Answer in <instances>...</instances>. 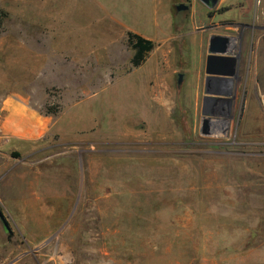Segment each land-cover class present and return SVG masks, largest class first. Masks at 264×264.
<instances>
[{"label":"rangeland","instance_id":"1","mask_svg":"<svg viewBox=\"0 0 264 264\" xmlns=\"http://www.w3.org/2000/svg\"><path fill=\"white\" fill-rule=\"evenodd\" d=\"M247 1L171 25V0H0V264H264V0ZM203 11L233 38L219 74L194 53ZM129 33L153 43L139 66Z\"/></svg>","mask_w":264,"mask_h":264},{"label":"crops","instance_id":"2","mask_svg":"<svg viewBox=\"0 0 264 264\" xmlns=\"http://www.w3.org/2000/svg\"><path fill=\"white\" fill-rule=\"evenodd\" d=\"M183 1L186 2L187 5L191 6V10H192V14H194L195 12L197 13V9L196 5H198V0H191V3H189L188 0H180V1H176V0H171V25L173 24V20H174V12L173 10L175 9V5H177V3ZM234 0H220V5H225V4H229L230 2H232ZM246 6L249 8V10L254 9L256 10V13L258 11V3L256 0H248ZM203 16L206 18V20H209L210 23L215 21V26H211L209 27V29H211L210 31H208L206 34H203L199 41H198V45L196 46L197 48L194 50V53L200 54V65L201 67H203L204 69H206V64H207V57L209 55V51H208V43H209V38L212 34H222V35H228L225 33L224 29H222V27L224 26V16L223 14H217V16H209V11H203ZM179 16H181L182 20H184L185 17V11L179 12ZM194 16V15H193ZM193 16H191V18H193ZM231 16H235L237 19L239 18V14L237 13H232ZM204 18V19H205ZM207 23V21H205ZM220 22H222V24H220ZM205 23V24H206ZM214 27V28H213ZM40 131V129H38ZM41 132V131H40ZM40 133H38L39 135ZM37 135V134H36ZM34 135V136H36ZM33 137V136H32Z\"/></svg>","mask_w":264,"mask_h":264},{"label":"water","instance_id":"3","mask_svg":"<svg viewBox=\"0 0 264 264\" xmlns=\"http://www.w3.org/2000/svg\"><path fill=\"white\" fill-rule=\"evenodd\" d=\"M205 3L209 8H214L219 0H201ZM179 9H185L187 6L184 3L178 5ZM232 36L230 35H222V34H212L209 38L208 43V51L209 55L207 57V64H206V72L208 75L219 74L217 66L219 60L223 55L229 53V47L231 46ZM182 81V74L179 75V83ZM0 219L4 225V229L7 232H11L12 229L10 227L9 221L5 214L3 213L2 209L0 208Z\"/></svg>","mask_w":264,"mask_h":264},{"label":"trees","instance_id":"4","mask_svg":"<svg viewBox=\"0 0 264 264\" xmlns=\"http://www.w3.org/2000/svg\"><path fill=\"white\" fill-rule=\"evenodd\" d=\"M128 42L135 50V54L132 57L133 65H141L146 59L148 52L153 48L152 41L147 40L140 35L129 33Z\"/></svg>","mask_w":264,"mask_h":264},{"label":"flooded vegetation","instance_id":"5","mask_svg":"<svg viewBox=\"0 0 264 264\" xmlns=\"http://www.w3.org/2000/svg\"><path fill=\"white\" fill-rule=\"evenodd\" d=\"M220 1V0H219ZM181 3H183V1H181V2H179V3H177V5H175V8H176V11L179 13V12H181V10L182 11H185V12H187L190 8H191V6L190 5H187L186 4V2H184V4L187 6V8H185V9H179L178 8V5L179 4H181ZM219 3V2H218ZM205 4V3H204ZM206 5V4H205ZM207 6V5H206ZM208 7V6H207ZM211 9V8H210ZM209 16H212L211 14H209ZM186 15H185V17H184V20H186Z\"/></svg>","mask_w":264,"mask_h":264},{"label":"bare ground","instance_id":"6","mask_svg":"<svg viewBox=\"0 0 264 264\" xmlns=\"http://www.w3.org/2000/svg\"><path fill=\"white\" fill-rule=\"evenodd\" d=\"M148 73V72H147Z\"/></svg>","mask_w":264,"mask_h":264}]
</instances>
